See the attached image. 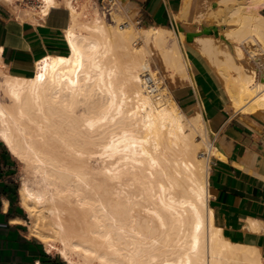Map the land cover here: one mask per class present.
I'll use <instances>...</instances> for the list:
<instances>
[{"label":"bare ground","instance_id":"6f19581e","mask_svg":"<svg viewBox=\"0 0 264 264\" xmlns=\"http://www.w3.org/2000/svg\"><path fill=\"white\" fill-rule=\"evenodd\" d=\"M188 1L175 21L187 20ZM216 2L217 10L210 1L200 18L229 26L230 49L211 36L195 41L232 105L264 110V82L245 65L246 53L264 55V0ZM61 8L46 0L38 12ZM97 9L89 0H63L68 54L41 58L32 77L12 76L0 62L8 100H0V140L40 177L38 186L24 180L19 191L32 219L29 236L67 264H262L256 248L230 242L215 224L209 161L222 154L202 105L187 115L147 83L155 75L152 46L167 70L194 84L185 33L154 25L141 32L115 13L108 24Z\"/></svg>","mask_w":264,"mask_h":264},{"label":"crops","instance_id":"0c3cea01","mask_svg":"<svg viewBox=\"0 0 264 264\" xmlns=\"http://www.w3.org/2000/svg\"><path fill=\"white\" fill-rule=\"evenodd\" d=\"M128 1L146 8V19L156 27L175 24L174 19L185 4V0ZM208 1L217 10L219 0H189L188 18L177 21L178 24L195 23L207 13ZM21 13L0 1V62L10 75L30 78L41 58L68 54L63 36L68 16L63 8L52 9L46 17L28 15L24 10ZM203 18L205 26L187 32L219 26L220 34L226 36L229 26ZM195 40L183 45L191 57L194 84L182 81L173 90V99L192 115L202 105L213 132V143L222 154L211 156L209 161L208 198L215 224L230 242L256 248L264 264V110L245 112L234 108L223 81ZM260 79L264 82V74ZM17 171L18 160L0 140V264H64L58 254L49 253L42 242L29 236L27 213L20 203Z\"/></svg>","mask_w":264,"mask_h":264},{"label":"rangeland","instance_id":"374dc122","mask_svg":"<svg viewBox=\"0 0 264 264\" xmlns=\"http://www.w3.org/2000/svg\"><path fill=\"white\" fill-rule=\"evenodd\" d=\"M115 1H116V5L112 8V10L110 12H107V11H105V10L102 9V6H101L102 5V1L101 0H99V2H98V0H89V3L91 5H93L94 3L96 4V7L98 8L97 11H96V13H98L99 16H102L103 19L106 22H108V24H113V20H112L113 17L112 16H114V13L115 14L122 15L124 17V19H126L134 28H137L141 32L143 31V29H147L149 27V25L152 24V22H150L148 19H146V16H147V13H148V11L146 10V8H141L138 4L132 3V2H130L128 0H115ZM60 5L63 8V1H62V3H60ZM16 10L17 11H20V14H22L21 13V11H23L22 8L17 7ZM38 11L39 10H24V12L26 14H28V15H39V12ZM91 14H92L91 16L89 15L90 19H92L91 17L95 15V13H94L93 10L91 11ZM202 19L203 18L198 17L197 18V21H195V23H187V24H180V25L178 24V26H181L183 28V32L184 33L187 32L188 30H193L195 28H198L199 29L201 26H205V24H206V23L202 22ZM168 27L171 28L172 27L171 24H169ZM225 34H226V36H224V37L227 38V33H225ZM211 37L215 38L214 36H211ZM184 39L185 40L183 41V45L184 44H187L186 43V37L185 36H184ZM142 41L143 40H139V42H138L139 45L140 44L141 45L144 44V41L143 42ZM215 42H216V44H218L220 46V48L222 47V49H223V47L227 51L230 49V48H228V47H230L229 46V41L226 42L225 40H222V39L219 38V39H216ZM230 42H231V40H230ZM227 43H228V45H227L228 47L226 46ZM147 51H148V53L150 55V59H151L150 60L151 70L155 74L154 75V79H153V83H154L153 86L158 89V91L155 90L159 94L158 97H161L162 96L160 93H163V94L165 93L164 94V96L166 95L165 98H167L169 96V97H171L173 99V90L175 88H177L178 86L182 85L183 84V82H182L183 80H181L177 76L173 75V73L171 71H169V70H167L165 68V65L163 63L162 56L159 53V51L156 50V48H152V46H148L147 47ZM245 55H246L245 65L247 67H249V68H253L254 67V69H256V71L258 72L259 77H260V75L264 74V57L261 55V56H259V59L258 60H254V59H251L250 58V56L248 55V53H246ZM247 55L249 56V58L247 57ZM119 63H120L121 66H125V65L127 66V61L123 57H119ZM261 65H263V66H261ZM167 94H168V96H167ZM164 96H162V98H164ZM0 100L2 102H4V103L8 102L7 97L4 95V93L2 94L1 90H0ZM183 111L186 113V111L184 109H183ZM186 114L187 115H192L191 113H186ZM197 139L201 140V138L199 136H198ZM212 143H213V141H212ZM203 146H202L203 147L202 148V152H205L206 153V156H207L208 155L207 154V151L209 149L208 148V145L207 144H204ZM213 146H214V143H213ZM93 165H96L98 167L99 166V162H95ZM38 179L40 181L39 175H37L36 173L34 174L31 169L25 167L23 164H21L18 161L17 181H18V185L19 186H21V184L23 183L24 180L25 181L28 180V183L29 184L30 183L31 184H37V186H38L39 185ZM28 216L26 215V221H28L29 224H31L32 223V219L30 217L27 218ZM68 217L66 216L67 221L71 219V217H69V218ZM65 226H66V228L69 231H72L73 230L69 226V222H65ZM53 254L54 255H57L56 253H53ZM57 256L60 259H62L61 256H59V255H57ZM62 261H63V259H62ZM63 262H64V264H67V262H65V261H63ZM90 264H100V263L99 262L97 263L96 261H94V262L92 261V263H90Z\"/></svg>","mask_w":264,"mask_h":264},{"label":"built area","instance_id":"2783aa9c","mask_svg":"<svg viewBox=\"0 0 264 264\" xmlns=\"http://www.w3.org/2000/svg\"><path fill=\"white\" fill-rule=\"evenodd\" d=\"M12 7H19L23 10H40V8L46 4V0H1ZM59 3H62L63 0H56ZM74 1V0H71ZM102 1V9L110 12L112 8L116 5L115 0H101ZM99 2V0H98ZM147 83L149 86H153L152 78H147Z\"/></svg>","mask_w":264,"mask_h":264},{"label":"water","instance_id":"95a60500","mask_svg":"<svg viewBox=\"0 0 264 264\" xmlns=\"http://www.w3.org/2000/svg\"><path fill=\"white\" fill-rule=\"evenodd\" d=\"M171 26H174L176 32L177 31H183V28L181 26H175L174 22L171 23ZM202 35H208V36H214L216 39H224V36L220 34L219 27L218 26H208V27H202L200 32H185L186 37V43H192L194 41V38L201 37Z\"/></svg>","mask_w":264,"mask_h":264},{"label":"trees","instance_id":"16d2710c","mask_svg":"<svg viewBox=\"0 0 264 264\" xmlns=\"http://www.w3.org/2000/svg\"><path fill=\"white\" fill-rule=\"evenodd\" d=\"M164 25H166V24H164Z\"/></svg>","mask_w":264,"mask_h":264}]
</instances>
